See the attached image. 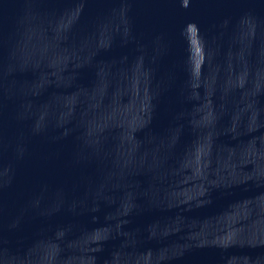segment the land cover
Listing matches in <instances>:
<instances>
[{"label": "water", "instance_id": "1", "mask_svg": "<svg viewBox=\"0 0 264 264\" xmlns=\"http://www.w3.org/2000/svg\"><path fill=\"white\" fill-rule=\"evenodd\" d=\"M0 264H264V0H0Z\"/></svg>", "mask_w": 264, "mask_h": 264}]
</instances>
